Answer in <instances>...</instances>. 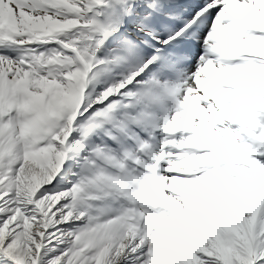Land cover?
Masks as SVG:
<instances>
[{"label":"snow or ice","instance_id":"snow-or-ice-1","mask_svg":"<svg viewBox=\"0 0 264 264\" xmlns=\"http://www.w3.org/2000/svg\"><path fill=\"white\" fill-rule=\"evenodd\" d=\"M0 264H264V0H0Z\"/></svg>","mask_w":264,"mask_h":264}]
</instances>
